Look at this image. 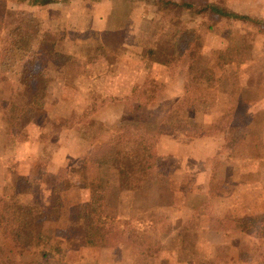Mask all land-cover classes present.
I'll list each match as a JSON object with an SVG mask.
<instances>
[{
	"label": "rangeland",
	"instance_id": "1",
	"mask_svg": "<svg viewBox=\"0 0 264 264\" xmlns=\"http://www.w3.org/2000/svg\"><path fill=\"white\" fill-rule=\"evenodd\" d=\"M99 2L62 0L34 7L27 1L0 0V105L17 86L16 73L7 68L5 51L7 32L23 15L37 16L42 30L57 41L59 52L74 59L66 74L57 72L48 84L40 112L23 129L25 140L15 144L6 140L0 109V197L10 195L21 177L54 180L40 183L38 188L45 234L51 237V245L59 242L62 247L50 263L264 264V234L239 232L234 225L220 223L264 214V28L239 21L214 25L216 32L199 27L202 51L197 64L212 70L215 79L214 86L204 90L203 102L196 103L193 110L180 107L189 93L185 90L189 80L185 57L174 67L162 66L165 72H157V77L169 76V91L164 92L165 84L156 80L161 89L147 106L157 97L162 105L149 112L146 106L145 113L124 110L112 131L93 115L116 99L112 93L124 94L129 85L110 84L108 75L119 65L125 77L139 68L146 79L136 41L149 30L161 28V18L171 15L144 0H112L102 34L86 35L85 28L93 20L88 17L106 9ZM225 2L237 12L238 0ZM87 39L96 45L92 57L82 61L81 53H71L65 43L75 45ZM235 39L245 40L252 50L240 64L224 65L219 52ZM105 45L116 53L112 55L108 49L107 54H100L98 49ZM112 56L115 60L110 66L107 59ZM20 67L22 63L16 69ZM144 81L123 98L124 107L144 104L143 96L133 94ZM123 127L136 137L151 136L153 144L152 173L138 190L121 189L117 171L112 169L113 137ZM31 135L36 143L18 149ZM161 136L175 142L159 146ZM182 137L200 139L191 143ZM63 148L68 154L60 157L58 165L54 154ZM96 195L112 219L113 246L67 247L72 209ZM1 233L0 227V264L43 261L39 251L17 254L3 243Z\"/></svg>",
	"mask_w": 264,
	"mask_h": 264
},
{
	"label": "trees",
	"instance_id": "2",
	"mask_svg": "<svg viewBox=\"0 0 264 264\" xmlns=\"http://www.w3.org/2000/svg\"><path fill=\"white\" fill-rule=\"evenodd\" d=\"M17 1H27L30 6L42 7L62 0ZM144 1L158 10L167 11L171 16L166 18L164 15L160 20L161 24L164 23L161 28L149 30L145 37L136 41L139 61L146 71V79L143 85H136L133 94L135 96L138 92L145 101L144 104L140 102L135 106L126 105L125 113L131 111L145 113L147 104L160 91L161 84L151 77L153 66L171 68L178 65L185 57L188 61L189 77L185 90L189 93L180 107L193 110L196 103L203 102L204 90L214 86L215 79L212 70L201 69L197 64L198 56L202 51L199 27L216 32L214 25L239 21L264 28V19L237 13L227 6L225 0ZM1 23L0 10V26ZM41 25V20L37 16L27 14L7 32L5 51L8 59L7 68L16 73L17 86L12 89L7 102L0 105V109L3 110L6 140L11 144L27 138L23 129L40 112V102L48 84L54 80L57 72L59 75L66 74L67 68L74 60L73 57L59 52L57 41L44 32ZM108 49L112 55L116 53L115 48L106 45L100 47L98 51L100 54H107ZM251 50V44L245 40L235 39L229 43L226 50L219 52L218 59L224 65L240 64ZM107 60L111 66L115 58L112 56ZM21 63L22 67L17 70L16 66ZM226 116L230 117V112ZM140 118L144 120V115L142 114ZM127 129L129 128H121L113 137L116 150L112 169L117 171L121 189L138 190L145 182L146 176L152 173L151 164L154 163L155 155L152 153L151 136L136 137V133H130ZM21 179L14 184L10 195L0 197V227L3 243L8 244L20 255L40 252L42 262L25 264H58L50 261L53 255L62 250V247L59 242L51 245V237L45 234L46 222L42 220V206L38 192L40 183L52 184L54 180H46L41 176L36 181H26L22 177ZM111 220L104 211L102 198L97 195L92 197L89 202L72 209L65 240L66 246L76 249L113 246L112 240L115 239L116 233H113ZM220 223L221 226L234 225L235 230L239 232L264 234V214L228 218ZM181 246L184 247V243H181ZM163 263L164 261L161 262Z\"/></svg>",
	"mask_w": 264,
	"mask_h": 264
},
{
	"label": "crops",
	"instance_id": "3",
	"mask_svg": "<svg viewBox=\"0 0 264 264\" xmlns=\"http://www.w3.org/2000/svg\"><path fill=\"white\" fill-rule=\"evenodd\" d=\"M112 0H100V4L102 3L106 9L103 12H97V15L94 13L92 15V17H88V19H93L90 23L88 22L84 34L86 35H92L94 36V34H96L97 36L101 35L102 32L104 31V27L106 26V24H108L110 16H109V11H107V6L110 4ZM116 1V0H115ZM237 8L236 11L240 14H244L247 15L249 17H258V18H262L264 19V0H238V4H237ZM138 31L135 32V35H138ZM90 39H87V41H78V44L72 45L69 41L65 44L68 45V47L70 48V52L73 53H81L79 55V59H81L82 61H86V59H89L90 57H92L91 55L93 54L92 49L95 48V42L93 41H89ZM74 55V54H73ZM77 56V55H75ZM119 66V65H118ZM116 67L117 71L115 70V68L112 70L113 72H111L108 77H107V82L112 84V83H117L120 84L121 83H125L126 85L128 84V91L124 94H120V93H112V96L114 98H116L114 101L112 102H108L106 104H104L102 107H100L93 115V117L97 120V122L101 123L103 126H108V129L111 128L110 130H112L113 125L115 123H117L118 117L122 116V114L124 113V103H125V99L127 96H129L131 94L132 88L135 84H141L145 77L143 75V73L139 70V68H136L135 72H132L130 74H128L127 77H125V72H122L121 69L119 67ZM139 66V63L136 61V67ZM243 66V65H242ZM113 68V67H112ZM243 69V68H241ZM157 72L163 73L165 72L164 67L159 66V65H155L152 68V78H154L155 80H157L158 82L165 84V88L166 90H164V92L169 91V85L166 84L170 81L169 76L167 75H162L160 77H157ZM177 87L179 88V85L177 84ZM118 90V89H117ZM184 90V89H183ZM184 91H182L180 93V98L183 96ZM160 105H162V102L159 101L158 97L147 106V111L149 112V110H153L155 108H158ZM84 109V108H83ZM81 109V110H83ZM168 110V109H167ZM237 114V110L236 113ZM236 126V124H235ZM29 128V127H28ZM240 127H236V130H238ZM113 131V130H112ZM30 132V129H29ZM183 140H188L191 143H196L199 139L198 138H187L186 139L184 137H182ZM181 140V139H180ZM175 142L174 140H172V138L170 137H166V136H161L159 139V143L158 145L161 146V144L163 143H169V142ZM179 141V140H178ZM184 141H182L181 143H183ZM36 143L35 141V136L31 135L28 138V141L21 143L18 145V149L21 148V150H25L28 149V145H34ZM158 146V147H159ZM63 154H68L64 152V148L60 149V151L58 150V153L54 154V160L57 162L58 165L60 164V157Z\"/></svg>",
	"mask_w": 264,
	"mask_h": 264
}]
</instances>
